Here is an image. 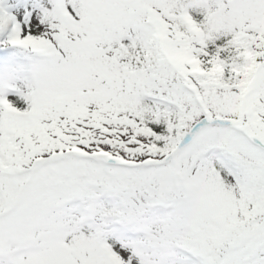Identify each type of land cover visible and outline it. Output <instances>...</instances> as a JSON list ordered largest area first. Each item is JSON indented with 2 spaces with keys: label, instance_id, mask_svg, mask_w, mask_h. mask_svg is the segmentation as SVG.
Masks as SVG:
<instances>
[{
  "label": "snow or ice",
  "instance_id": "6c2138e0",
  "mask_svg": "<svg viewBox=\"0 0 264 264\" xmlns=\"http://www.w3.org/2000/svg\"><path fill=\"white\" fill-rule=\"evenodd\" d=\"M0 264H264V0H0Z\"/></svg>",
  "mask_w": 264,
  "mask_h": 264
}]
</instances>
